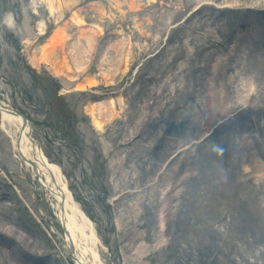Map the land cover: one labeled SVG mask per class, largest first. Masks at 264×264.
Returning <instances> with one entry per match:
<instances>
[{"label": "rangeland", "instance_id": "1", "mask_svg": "<svg viewBox=\"0 0 264 264\" xmlns=\"http://www.w3.org/2000/svg\"><path fill=\"white\" fill-rule=\"evenodd\" d=\"M34 1L33 13L29 0H0V100L31 121L32 137L61 168L69 193L95 228L99 264H192L201 248L188 228L195 221L193 205L201 208L199 160L204 142L224 119L212 110L205 126V78L212 76L211 64L225 59L232 103L246 105L245 90L254 92L257 82L247 84L241 70L245 40L264 41V0H124L121 15L114 0H75L58 23L68 30L62 55L71 68L66 76L74 77L69 86L61 81L68 78L52 75L44 63L30 62L56 25L44 4ZM71 11L83 18L81 26L70 23ZM7 14L31 38L7 28ZM211 41L218 53L207 65L203 54ZM195 67L203 81L188 77L186 83ZM92 75L97 86L71 89ZM184 95L191 107L178 106ZM94 106L101 129L88 114ZM171 107L182 111L184 123L179 118L166 126L163 117ZM259 118L248 122L250 129ZM50 202L0 132V264H73ZM213 255L198 264L219 262ZM235 257L253 260L243 252Z\"/></svg>", "mask_w": 264, "mask_h": 264}, {"label": "bare ground", "instance_id": "2", "mask_svg": "<svg viewBox=\"0 0 264 264\" xmlns=\"http://www.w3.org/2000/svg\"><path fill=\"white\" fill-rule=\"evenodd\" d=\"M39 1L44 4L48 15L56 19V25L48 37L49 43L40 46L39 56L33 55L30 62L33 66L44 63L52 75L68 78L63 81V84L69 86L71 84L69 80L74 77L66 76L65 73L71 72V68L62 55L68 40V30L66 25H58V23L62 18L63 8L74 5L75 0H68L64 3L54 0ZM114 3L118 14H123L120 7L126 4L125 1L114 0ZM29 7L35 12L37 6L34 0L29 1ZM2 23L15 34L19 33L10 14L5 15ZM70 23L74 26H81L84 22L79 13L71 11ZM94 26L100 30L98 26ZM20 28H22L19 33L21 36L31 38L29 29L26 30L23 26ZM38 29V33H42V23H39ZM250 38L248 36L245 40L248 56L243 59L241 70L245 71L246 83L257 82V87L252 93L250 89L245 90L246 105L244 107L240 103H232L233 99L228 86L231 77L227 73L230 64L225 59L217 65L211 64L212 76L205 78L208 82V93L205 99L208 123L205 126L209 124V115L212 110H218L219 119H224L216 125L208 140L202 143L205 147V154H202L199 163L204 169L197 180L199 190L197 204H200L201 208L195 209V204L193 205L192 215L189 214V217L191 215L195 221L188 223L189 230L200 239L201 248L197 257L194 256L191 259L192 264H198L202 260L205 262L204 258L213 255L215 250L218 255H213V257H218L219 262H215V259L208 264H258L259 259L264 264V41L260 42L256 39L258 43H255ZM207 44L210 46L205 47L212 49L207 53L204 52L203 57L209 65L218 50L214 47V41ZM75 49V45H72L73 54ZM115 57L117 56L112 54V61L119 62V59ZM128 57V55L125 56L123 61L124 72L127 69ZM84 65L86 64L79 65L80 67L77 68ZM116 67H112V70ZM195 72L196 67L188 73V76L185 75L186 83L189 82L188 77L191 80L195 78L197 82L203 81L200 74L197 76ZM98 84L97 76L92 75L73 84L71 89L84 91ZM107 102L110 109L114 108V101L110 97ZM192 105L189 95L182 96L178 103V106L183 108ZM88 114L95 128L101 129V114L98 109L94 106ZM256 116L260 118L257 119L258 121L254 119L257 127L252 130L248 122H252V118ZM109 117H113L111 113ZM184 117L182 111L171 107L163 119L168 121L166 126L169 127L179 118H182L180 121L184 123ZM239 123L245 127L242 128ZM0 132L13 158L21 161L22 165L28 168L31 177L51 200L50 205L54 216L66 231L65 240L73 264H99L100 254L96 247L97 238L91 229L92 224L69 193L66 182L62 178L61 168L50 162L39 149V145L32 137L31 123L25 122L17 111H13L2 100H0ZM253 177H258L259 181L253 182L251 180ZM220 227L224 229L221 230ZM0 238H3L1 234ZM212 247V253H208V249ZM242 252L252 257L253 260L245 259L239 262L235 255L241 257Z\"/></svg>", "mask_w": 264, "mask_h": 264}, {"label": "water", "instance_id": "3", "mask_svg": "<svg viewBox=\"0 0 264 264\" xmlns=\"http://www.w3.org/2000/svg\"><path fill=\"white\" fill-rule=\"evenodd\" d=\"M21 117H22V119H23L25 122L27 121V119H26V117H25L24 115H22Z\"/></svg>", "mask_w": 264, "mask_h": 264}]
</instances>
